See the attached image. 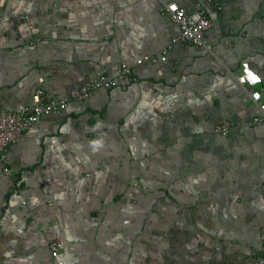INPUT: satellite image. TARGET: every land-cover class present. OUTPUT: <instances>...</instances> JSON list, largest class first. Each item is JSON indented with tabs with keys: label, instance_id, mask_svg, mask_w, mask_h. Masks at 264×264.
<instances>
[{
	"label": "crops",
	"instance_id": "obj_1",
	"mask_svg": "<svg viewBox=\"0 0 264 264\" xmlns=\"http://www.w3.org/2000/svg\"><path fill=\"white\" fill-rule=\"evenodd\" d=\"M168 2L196 16L200 0H0L2 108L29 104L40 79L67 95L99 72L116 75L121 63L137 78L70 101L9 146L10 174L0 171V264H56L52 238L64 264L171 262L117 250L103 222L112 210L99 206L106 188L88 176L111 121L137 113L147 124L178 111L193 136L190 198L201 201L190 206V264H254L264 252V126L245 125L257 106L253 88L236 79L247 62L261 76L264 103V0L205 2L212 25L204 44H175L162 61L178 31L162 14ZM220 122L227 135L214 132Z\"/></svg>",
	"mask_w": 264,
	"mask_h": 264
},
{
	"label": "rangeland",
	"instance_id": "obj_2",
	"mask_svg": "<svg viewBox=\"0 0 264 264\" xmlns=\"http://www.w3.org/2000/svg\"><path fill=\"white\" fill-rule=\"evenodd\" d=\"M184 116L178 111L172 120L164 114L144 124L136 113L111 121L99 138V167L82 174L89 171V179L102 181L108 192L99 206L112 210L103 222L119 241L117 250L190 264V206L201 201L190 198V174L197 167L191 162L193 136Z\"/></svg>",
	"mask_w": 264,
	"mask_h": 264
},
{
	"label": "built area",
	"instance_id": "obj_3",
	"mask_svg": "<svg viewBox=\"0 0 264 264\" xmlns=\"http://www.w3.org/2000/svg\"><path fill=\"white\" fill-rule=\"evenodd\" d=\"M209 0H200L197 14L193 16L187 12L184 7L176 2H168L162 8V14L174 22L178 31L171 36L169 43L162 48L161 60L166 59V54L175 44H193L203 45L205 32L212 25L207 15L204 3ZM24 22L32 30V25L28 16H23ZM148 56L136 59L135 64H140ZM237 82L243 86L252 89L250 99L257 106V112L247 122L246 126H264V103L260 101V92L256 86L261 83V76L255 72L247 62H242L239 72L236 75ZM137 78L133 73L132 65L121 63L116 75L106 73H97L89 81L79 84L72 88L67 95L54 93L43 86V80H39V85L31 95V102L19 109H4L0 106V171L4 176H9L10 168L8 166L7 151L10 145L16 143L22 134L30 130L43 116L59 114L66 110L70 101H83L89 98L97 90L112 89L120 86L122 83L134 82ZM215 133L227 135L229 124L227 122L217 123L213 126ZM264 241V231L261 233ZM49 248L52 258L56 264H64L59 260L58 254L61 248L60 240L52 238L49 242ZM254 264H264V252L259 254Z\"/></svg>",
	"mask_w": 264,
	"mask_h": 264
}]
</instances>
